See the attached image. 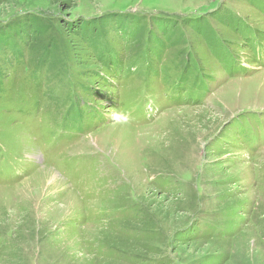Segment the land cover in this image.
Listing matches in <instances>:
<instances>
[{
  "label": "rangeland",
  "instance_id": "374dc122",
  "mask_svg": "<svg viewBox=\"0 0 264 264\" xmlns=\"http://www.w3.org/2000/svg\"><path fill=\"white\" fill-rule=\"evenodd\" d=\"M0 264H264V0H0Z\"/></svg>",
  "mask_w": 264,
  "mask_h": 264
},
{
  "label": "trees",
  "instance_id": "16d2710c",
  "mask_svg": "<svg viewBox=\"0 0 264 264\" xmlns=\"http://www.w3.org/2000/svg\"><path fill=\"white\" fill-rule=\"evenodd\" d=\"M201 21V19L200 18H196L195 20H193V27L198 31V32H200V27H203L204 28V30L206 29L203 25H201V24H199V22ZM198 62L197 61H195V65H193V66H188V65H185V69L183 70V72H185V73H189V74H191V70L192 69H195L196 71H197V75H198V72H201L202 70H201V68L198 66V64H197Z\"/></svg>",
  "mask_w": 264,
  "mask_h": 264
},
{
  "label": "clouds",
  "instance_id": "9594fccd",
  "mask_svg": "<svg viewBox=\"0 0 264 264\" xmlns=\"http://www.w3.org/2000/svg\"><path fill=\"white\" fill-rule=\"evenodd\" d=\"M118 119H126V117H125V118H122V117H118Z\"/></svg>",
  "mask_w": 264,
  "mask_h": 264
},
{
  "label": "bare ground",
  "instance_id": "6f19581e",
  "mask_svg": "<svg viewBox=\"0 0 264 264\" xmlns=\"http://www.w3.org/2000/svg\"><path fill=\"white\" fill-rule=\"evenodd\" d=\"M60 178V177H59Z\"/></svg>",
  "mask_w": 264,
  "mask_h": 264
}]
</instances>
